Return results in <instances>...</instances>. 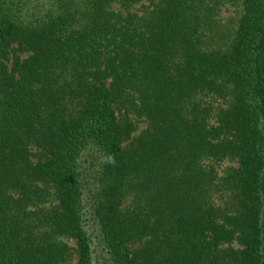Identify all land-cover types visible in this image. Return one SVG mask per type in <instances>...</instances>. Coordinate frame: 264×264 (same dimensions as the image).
<instances>
[{
	"label": "trees",
	"instance_id": "obj_1",
	"mask_svg": "<svg viewBox=\"0 0 264 264\" xmlns=\"http://www.w3.org/2000/svg\"><path fill=\"white\" fill-rule=\"evenodd\" d=\"M0 264H264V0H0Z\"/></svg>",
	"mask_w": 264,
	"mask_h": 264
},
{
	"label": "rangeland",
	"instance_id": "obj_2",
	"mask_svg": "<svg viewBox=\"0 0 264 264\" xmlns=\"http://www.w3.org/2000/svg\"><path fill=\"white\" fill-rule=\"evenodd\" d=\"M22 55L24 54V53H21ZM138 126L140 127V126H142V123H138ZM227 162H225L224 164H222V165H225Z\"/></svg>",
	"mask_w": 264,
	"mask_h": 264
}]
</instances>
